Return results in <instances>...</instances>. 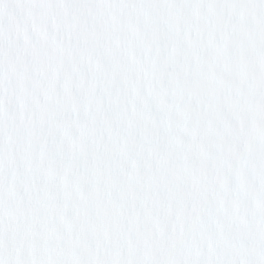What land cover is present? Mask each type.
Here are the masks:
<instances>
[{
  "label": "snow or ice",
  "instance_id": "6c2138e0",
  "mask_svg": "<svg viewBox=\"0 0 264 264\" xmlns=\"http://www.w3.org/2000/svg\"><path fill=\"white\" fill-rule=\"evenodd\" d=\"M0 264H264V0H0Z\"/></svg>",
  "mask_w": 264,
  "mask_h": 264
}]
</instances>
